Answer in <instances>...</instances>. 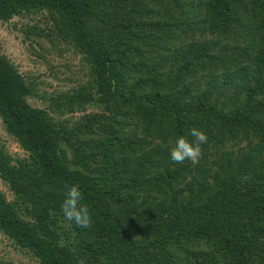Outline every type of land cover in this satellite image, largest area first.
I'll return each instance as SVG.
<instances>
[{
	"label": "trees",
	"instance_id": "obj_1",
	"mask_svg": "<svg viewBox=\"0 0 264 264\" xmlns=\"http://www.w3.org/2000/svg\"><path fill=\"white\" fill-rule=\"evenodd\" d=\"M14 18L86 82L39 90L0 52V237L32 264H264V0H0Z\"/></svg>",
	"mask_w": 264,
	"mask_h": 264
},
{
	"label": "rangeland",
	"instance_id": "obj_2",
	"mask_svg": "<svg viewBox=\"0 0 264 264\" xmlns=\"http://www.w3.org/2000/svg\"><path fill=\"white\" fill-rule=\"evenodd\" d=\"M16 21L17 19L14 18L8 23L0 22V52L14 63L18 71L27 79L34 80L39 90L45 89L52 94H58L69 91L76 83L86 82V65L78 55L72 50L56 53L47 42H40L41 47L28 49L27 45L22 43L21 33L12 26ZM29 103L34 107L41 106L36 100H30ZM87 111L91 109L88 108ZM77 115L79 114L74 113L71 117L75 118ZM0 140L4 142L3 145L10 153L22 154L16 143L3 132L1 123ZM0 189L7 193L1 183ZM0 260L10 261L12 264L33 263L30 257L2 237H0Z\"/></svg>",
	"mask_w": 264,
	"mask_h": 264
}]
</instances>
